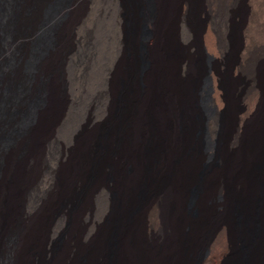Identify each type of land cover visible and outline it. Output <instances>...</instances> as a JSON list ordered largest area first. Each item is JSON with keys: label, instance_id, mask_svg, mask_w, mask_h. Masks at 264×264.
Wrapping results in <instances>:
<instances>
[{"label": "bare ground", "instance_id": "1", "mask_svg": "<svg viewBox=\"0 0 264 264\" xmlns=\"http://www.w3.org/2000/svg\"><path fill=\"white\" fill-rule=\"evenodd\" d=\"M195 1L0 0V264H264V0Z\"/></svg>", "mask_w": 264, "mask_h": 264}, {"label": "rangeland", "instance_id": "2", "mask_svg": "<svg viewBox=\"0 0 264 264\" xmlns=\"http://www.w3.org/2000/svg\"><path fill=\"white\" fill-rule=\"evenodd\" d=\"M63 0H53V2L49 5V7L46 9V11H45V15L55 6V5H57V4H59L60 2H62ZM197 2H198V0H196ZM195 1V2H196ZM200 1V0H199ZM205 0H203V2H204ZM130 24V23H129ZM138 32V33H137ZM136 33H137V36L139 37V38H142V37H144L145 36V34H146V28L144 27V26H141V27H139V28H137V31H136ZM38 44V41H29V42H27L26 43V45H27V48H29V49H32V48H34V47H36V45ZM199 65L200 66H202V67H204V68H209L210 66H211V64H212V62L210 61V59H209V57L208 56H202L201 57V59L199 60ZM219 68L220 69H222L221 67H222V64H221V62L219 61ZM207 88H208V86H207V83H206V79L205 78H203V79H201V81H200V89H201V91L202 90H207ZM198 107H199V116H201V117H206V115L208 114V106H207V104L205 103V101H204V98L203 97H200L199 98V104H198ZM205 146V145H204Z\"/></svg>", "mask_w": 264, "mask_h": 264}]
</instances>
